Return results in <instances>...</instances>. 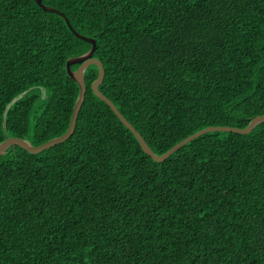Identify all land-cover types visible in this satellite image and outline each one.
I'll use <instances>...</instances> for the list:
<instances>
[{
    "label": "trees",
    "instance_id": "1",
    "mask_svg": "<svg viewBox=\"0 0 264 264\" xmlns=\"http://www.w3.org/2000/svg\"><path fill=\"white\" fill-rule=\"evenodd\" d=\"M42 2L96 38L99 89L157 154L264 114V0ZM92 46L36 0H0V143L67 132V61ZM98 74L70 138L0 154V264H264V121L157 162L94 93Z\"/></svg>",
    "mask_w": 264,
    "mask_h": 264
},
{
    "label": "water",
    "instance_id": "2",
    "mask_svg": "<svg viewBox=\"0 0 264 264\" xmlns=\"http://www.w3.org/2000/svg\"><path fill=\"white\" fill-rule=\"evenodd\" d=\"M36 2L38 3L39 6L43 7L45 10L52 11V12H55L61 15L66 20L69 28L72 30V32L77 37L82 38L88 42H91L93 46L87 53L80 55V56L71 57L67 61L66 68H67L68 75L78 83L79 88H80L79 95L74 105L73 113L71 116V120H70V124H69V128L67 132L60 136L54 137L40 145H34L29 140L21 138V137L8 136L4 141L0 143V154H4L10 146H14V145H18L31 153H40L70 138L75 131L78 114L86 99L87 86L85 82V71L92 64H96L99 67L98 77L92 84V89L94 93L99 98L104 100L111 107V109L118 116V118L123 122V124L127 128H129L131 132L136 136L143 151L146 154L150 155L157 162L164 161L165 159L170 157L175 151L180 149L182 146H184L188 142L194 140L195 138H197L198 136L204 133L211 132V131H231V132H236V133H241V134H247V133H250L258 124L264 121V114H261V115H256L250 121V123L244 128L233 127V126H210V127L201 129L200 131L186 137L185 139H183L182 141L174 145L172 148H170L163 154H157L150 147V145L147 143L143 135L137 130V128L118 109L116 104L99 89V85L102 83L104 76H105V67H104L103 62L100 59L94 57V53L97 48L96 38L89 37V36L83 35L80 32H78L72 26L69 18L61 10L55 7L43 4L42 0H36ZM76 63H80V66L76 70H73L72 65Z\"/></svg>",
    "mask_w": 264,
    "mask_h": 264
}]
</instances>
